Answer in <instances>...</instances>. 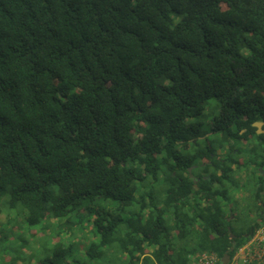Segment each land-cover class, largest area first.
<instances>
[{
	"label": "trees",
	"instance_id": "16d2710c",
	"mask_svg": "<svg viewBox=\"0 0 264 264\" xmlns=\"http://www.w3.org/2000/svg\"><path fill=\"white\" fill-rule=\"evenodd\" d=\"M260 120L264 0H0V212L20 205L28 225L61 229L92 216L85 246L65 243L72 227L52 232L65 241L46 238L33 264H97L113 241L124 255L104 264H175L182 217L201 225L178 264L230 251L253 225L228 220L226 161L246 162L225 150ZM165 171L157 205L138 182Z\"/></svg>",
	"mask_w": 264,
	"mask_h": 264
},
{
	"label": "rangeland",
	"instance_id": "374dc122",
	"mask_svg": "<svg viewBox=\"0 0 264 264\" xmlns=\"http://www.w3.org/2000/svg\"><path fill=\"white\" fill-rule=\"evenodd\" d=\"M205 109L206 110L204 115L202 116V120L204 122V127L207 129L209 126L208 117L216 111L213 99H210L206 102ZM243 145L244 144H242L241 142H235L234 147L235 149H237V152H233V154L231 155L232 158L240 159L245 158V156L247 155L250 162L252 163L253 161L255 163L257 161L256 157L251 155L249 156L250 153L246 152V147L244 148ZM248 167L251 168V165L249 164ZM236 170L237 167L234 166L229 171L230 181L231 183L233 182L234 185L228 188V196L233 192L232 189L236 190L238 188V185L236 183L239 182V177L238 172ZM166 173V171L164 174L163 172H160L158 173L156 178L148 176L144 180L138 182V186L142 187L141 191H145L154 195L157 205H162V200L165 196V188L168 184L165 182L164 178ZM233 180H236V182ZM101 204L98 203V207H106L107 209L109 208V205L113 207V203L110 200L103 201ZM137 206L138 203L135 202L134 209L138 208ZM163 209L167 210L165 207ZM8 211L10 213L9 216L12 218V220L10 219V221H12L11 224L14 225L13 227L9 226L7 224L9 216L5 212H0V227L4 226V231L2 233L0 232V264H22L25 261V264H33L35 262L41 261L48 254H51V244L49 240L45 241L46 238H50V240L51 238H55V241H65L62 238L61 240L58 239L57 235H52V232L60 231L61 234L59 236L62 235L66 238L67 236L62 232V229L72 227L71 234L68 233V235L70 234L72 236H68V240L65 243L72 242L74 243L75 248L77 247V249L79 247L85 246L90 241L88 240L90 234L88 233L90 232L88 231V227L89 223L92 224V222H90L92 216L87 217L85 216V213L81 214L79 223H73L72 225L69 223V225L62 227L61 229L60 224H57L58 221H53V219H46L45 222L38 226L28 225L24 218L25 210L21 208L20 205L15 208L9 209ZM181 212H186V207H183ZM122 215H124V213ZM164 216L167 217L166 219L168 220V222L170 221V223H172L173 217H169L167 211L164 213ZM76 220L77 219H75V221ZM182 221L183 230L185 231L186 235L184 237L177 236V231L172 229L169 238V244L172 247L171 253L175 264H178V254L184 255L187 250L191 251V249L194 248V246L196 245L197 237L199 235V228L201 225L200 221L197 218L194 219L192 223L187 221L184 217H182ZM46 224H50V226L46 228H41L43 225ZM247 226H249V222L240 220L231 221V227L234 232L244 231ZM12 228L14 229L12 230ZM79 231L81 234L79 233ZM123 233L124 225H120L115 232V236L117 238H120ZM103 251L104 255L102 256V258L96 261L97 264H104L103 261H105L106 259H111L113 261L118 262L117 257H123L124 255V253L121 254L120 252L121 249L119 248L118 241H113L112 243L108 244L106 247L103 248ZM30 254L32 255L30 256Z\"/></svg>",
	"mask_w": 264,
	"mask_h": 264
},
{
	"label": "flooded vegetation",
	"instance_id": "af4514ba",
	"mask_svg": "<svg viewBox=\"0 0 264 264\" xmlns=\"http://www.w3.org/2000/svg\"><path fill=\"white\" fill-rule=\"evenodd\" d=\"M258 123L260 125H257ZM252 125L255 127L254 133L249 132L247 137L237 142L244 144L246 152L250 153L249 156L256 157L257 161L255 163L252 161V164L247 155L245 158L237 159L241 163L246 162V165L238 172L239 182L236 183L238 188L232 189L233 192L227 196L231 201L226 207L228 220L245 221L249 222V225L264 223V122L254 121ZM233 152H237V149L227 145L225 150V153H228L227 160H232ZM227 164L228 167H234L229 161ZM249 164L251 168L248 167ZM196 169L197 165L192 164L187 168V173L183 172L184 175L189 174L192 177L194 186L198 178L191 171L194 170L196 174L198 173Z\"/></svg>",
	"mask_w": 264,
	"mask_h": 264
},
{
	"label": "built area",
	"instance_id": "2783aa9c",
	"mask_svg": "<svg viewBox=\"0 0 264 264\" xmlns=\"http://www.w3.org/2000/svg\"><path fill=\"white\" fill-rule=\"evenodd\" d=\"M225 264H264V223L253 225L244 240L231 247ZM221 256L213 251H197L186 264H221Z\"/></svg>",
	"mask_w": 264,
	"mask_h": 264
},
{
	"label": "water",
	"instance_id": "95a60500",
	"mask_svg": "<svg viewBox=\"0 0 264 264\" xmlns=\"http://www.w3.org/2000/svg\"><path fill=\"white\" fill-rule=\"evenodd\" d=\"M257 125H260L259 123ZM195 186H196V183H195ZM234 245V243L232 244V246ZM229 259V253L228 252H225L222 256H221V259H220V262L221 264H225Z\"/></svg>",
	"mask_w": 264,
	"mask_h": 264
},
{
	"label": "crops",
	"instance_id": "0c3cea01",
	"mask_svg": "<svg viewBox=\"0 0 264 264\" xmlns=\"http://www.w3.org/2000/svg\"><path fill=\"white\" fill-rule=\"evenodd\" d=\"M246 235V234H245Z\"/></svg>",
	"mask_w": 264,
	"mask_h": 264
}]
</instances>
